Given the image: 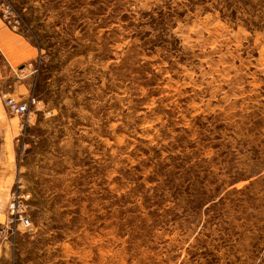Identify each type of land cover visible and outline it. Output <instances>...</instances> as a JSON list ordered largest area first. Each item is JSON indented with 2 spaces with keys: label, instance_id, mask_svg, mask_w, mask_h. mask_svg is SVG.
I'll use <instances>...</instances> for the list:
<instances>
[{
  "label": "rangeland",
  "instance_id": "obj_1",
  "mask_svg": "<svg viewBox=\"0 0 264 264\" xmlns=\"http://www.w3.org/2000/svg\"><path fill=\"white\" fill-rule=\"evenodd\" d=\"M0 3V264H264V0Z\"/></svg>",
  "mask_w": 264,
  "mask_h": 264
},
{
  "label": "built area",
  "instance_id": "obj_2",
  "mask_svg": "<svg viewBox=\"0 0 264 264\" xmlns=\"http://www.w3.org/2000/svg\"><path fill=\"white\" fill-rule=\"evenodd\" d=\"M0 10L3 12L4 17L8 18V23H10V18L14 13L7 6L0 3ZM16 23V21H15ZM14 26V25H13ZM34 102V98L31 99ZM4 102L8 110L14 114H26L28 112V106L25 102H17L14 97L10 95H4ZM8 205L9 212L15 216L16 219L20 221L22 226L28 227L30 225V220L26 214V208L23 200L20 196L12 195Z\"/></svg>",
  "mask_w": 264,
  "mask_h": 264
},
{
  "label": "trees",
  "instance_id": "obj_3",
  "mask_svg": "<svg viewBox=\"0 0 264 264\" xmlns=\"http://www.w3.org/2000/svg\"><path fill=\"white\" fill-rule=\"evenodd\" d=\"M44 63L42 60L40 61V64ZM46 67V66H45ZM186 170V169H185ZM173 170H168L166 176L168 177L167 181H166V185L169 186V187H176L177 186H180L181 184L183 183H186V182H190V178H187L186 176V172L183 173L181 176H179L178 178H176L175 176L171 175L170 173L172 172ZM188 172V170H187ZM197 180H199V178H195V180L191 183V186L194 187V195L193 197L191 198V200L189 201L190 203H193L195 204L196 206H203L209 202H211L213 199L211 197H214L215 194L217 193V190L216 192H213V194H211V190H207V189H202V191H200V189L198 188L197 186V183L199 182H196ZM210 197V199H209Z\"/></svg>",
  "mask_w": 264,
  "mask_h": 264
}]
</instances>
